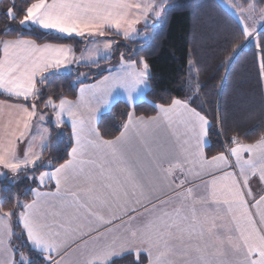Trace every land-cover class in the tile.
Masks as SVG:
<instances>
[{
    "label": "snow or ice",
    "instance_id": "snow-or-ice-1",
    "mask_svg": "<svg viewBox=\"0 0 264 264\" xmlns=\"http://www.w3.org/2000/svg\"><path fill=\"white\" fill-rule=\"evenodd\" d=\"M236 8L243 36L250 39L255 28L244 21L243 7ZM160 11L154 0H28L22 16L12 0L7 9L8 19H18L21 30L35 26L45 33L90 38L94 45L87 57L77 59L64 44L21 36L0 39V94L6 97L0 100V114L6 109L16 116L0 126V169L7 170L0 171V179H7L10 172L12 183L24 174L37 184L27 190L31 202L17 200L16 209L38 264H66V249L77 241L87 255L74 264H109L113 256L126 251L136 253L137 264H144L141 253L146 254L147 264H264V196L251 205L257 209V223L244 192L249 187L248 173H258L264 182V137L245 144L234 136L224 151L208 159L204 148L209 120L189 99L177 98L156 105V116L147 121L141 117L138 122L145 125L144 135L155 137L148 126L157 125L166 128L177 144L182 139L178 152L156 154L142 140L149 163L133 162V143L128 137L133 113L120 136L114 140L100 137L95 114L108 107L118 89L127 93L129 104L134 103L133 93L146 87L151 78L145 60L126 61L121 53L120 67L103 70L108 75L102 79L85 84L87 74L78 77L81 87L75 101L59 98L56 103L52 97L45 101V109L51 108L55 115L56 128L65 124V117L71 124L73 143L59 167H52L58 161L45 165L42 160L52 138L42 124L47 117L35 103L29 109L26 104L8 102L42 98L38 85L51 74L73 71L72 64L79 66L87 60L86 66H98L94 57L110 53L114 43L95 38L115 30L128 40L138 34L135 26L141 20L159 17ZM257 47L264 54V44L258 42ZM21 144L25 145L22 155ZM41 166L45 170L39 176L30 174ZM52 182L55 191H41ZM247 196L252 197L250 190ZM16 215L5 211L0 219V251L7 257L0 264H33L23 252L16 259V250L10 247L13 232L7 221Z\"/></svg>",
    "mask_w": 264,
    "mask_h": 264
},
{
    "label": "trees",
    "instance_id": "trees-1",
    "mask_svg": "<svg viewBox=\"0 0 264 264\" xmlns=\"http://www.w3.org/2000/svg\"><path fill=\"white\" fill-rule=\"evenodd\" d=\"M258 7H264V0H254ZM28 0H15L18 15L22 16ZM246 6L248 0H241ZM12 0H0V39H36L39 43L64 44L79 53L85 44L80 37H67L56 33H45L36 28H24L17 21H10L6 15ZM6 33V34H5ZM114 42L111 57L98 61L91 67H81L69 74H51L42 85H38L43 97L30 101L8 102L35 103L42 108L52 97L75 100L81 86L78 77L84 73V83L94 82L112 66L125 60H145L149 65L151 78L144 100L129 107L123 101L115 102L97 121V131L104 140H113L131 112L136 117L155 116L156 105H167L172 98L189 99L191 106L200 111L210 122L204 155L211 158L224 151V146L235 136L241 143H255L264 136V54L257 43L264 44V28L247 42L238 21L226 11L218 0H168L158 23L151 28L146 41L125 40L107 33ZM190 65V66H189ZM6 97L0 94V100ZM51 111V109H46ZM51 140L42 156L46 165L49 160L58 161L52 167H59L68 158L73 143L71 129L64 124L56 128L47 123ZM43 166L30 174L38 176ZM12 177V176H11ZM0 180V211H14L16 202L28 203L35 182L22 174L12 183V178ZM27 192V194H26ZM13 222V243H23L22 251L38 264L39 257L30 253L15 220ZM143 261V260H142ZM111 264H137V259L125 257Z\"/></svg>",
    "mask_w": 264,
    "mask_h": 264
},
{
    "label": "crops",
    "instance_id": "crops-1",
    "mask_svg": "<svg viewBox=\"0 0 264 264\" xmlns=\"http://www.w3.org/2000/svg\"><path fill=\"white\" fill-rule=\"evenodd\" d=\"M168 1V0H167ZM235 3H233V7L234 9H237V11L239 12L240 9L236 8V5H241L243 7V19L244 21L247 23V26L251 29V28H255V32H253V35L250 39H247L246 41L247 42H251L253 41L255 35L264 28V19H262L261 17L259 19H257V21H254V19L256 17H253L254 15H258V14H262V12H264V7H258L255 3L254 0H248V3L246 6L242 5V2L241 0H235ZM250 3H254L255 7L254 8H249L248 5ZM167 4V3H166ZM222 6V5H221ZM165 7V6H164ZM163 7V8H164ZM223 7V6H222ZM224 8V7H223ZM225 9V8H224ZM163 10V9H162ZM161 10V12H162ZM226 10V9H225ZM227 11V10H226ZM161 14V13H160ZM160 17V15H159ZM234 17V16H233ZM235 18V17H234ZM236 19V18H235ZM252 19V21H251ZM237 20V19H236ZM152 21V18H151V15L149 16V18L147 19L146 23L147 25H151L149 22ZM238 23L240 24L241 28H242V31H243V24L241 22H239V20H237ZM144 22V20H141V22L139 24H137L135 27L138 28L140 26V24H142ZM156 23V22H155ZM157 24L153 25V26H150L151 28L155 27ZM35 27V26H33ZM151 28L147 29V31L145 30V34L147 37H143L142 39H139L137 38L136 40L134 39V41H146L148 39V36L151 32ZM43 31V30H42ZM114 34H115V30H111ZM51 33H55V32H51ZM58 34V33H56ZM61 35V34H60ZM107 35V33H106ZM138 35V34H137ZM119 37H121L122 39L123 36L121 35H117ZM104 38V37H103ZM103 38L101 37H97L95 38L97 41H100V40H103ZM105 38H107L108 40H110L107 36H105ZM23 39H28V38H23ZM85 42L84 46H83V49L79 52V53H75L73 51L72 55H74L77 59H79L81 56H85L87 57L88 55V50L89 49H92L93 48V44L91 42H89V39L90 38H82ZM128 40H132V39H128ZM112 41V40H111ZM114 43V42H113ZM68 46V45H66ZM70 48H72L71 46H68ZM95 60L100 61V58H98L97 56L94 57ZM121 62V61H120ZM120 62L115 65V66H112L110 67L109 69H117L119 66H120ZM87 60L81 62V64L79 66H77L76 64H72L71 65V68L73 69V71L71 72H67V71H61L60 73H54V74H69V73H73L75 72L78 68H81V67H87ZM94 65V64H93ZM83 74V73H82ZM108 74V72H107ZM97 81V80H96ZM94 81V82H96ZM94 82H90V83H94ZM88 83V84H90ZM81 87V86H80ZM79 87V88H80ZM79 88H78V93H77V96L79 95ZM146 91V90H145ZM145 91L143 92V94L145 93ZM77 99V97H76ZM75 99V100H76ZM31 100V99H30ZM28 100V101H30ZM75 100H72V101H75ZM20 101H23V99H21ZM117 102V101H116ZM9 103H16V102H9ZM21 103V102H19ZM59 103V102H57ZM22 104H26V103H22ZM114 104V103H113ZM27 107H29V109H31V104H29V106L26 104ZM111 107V106H110ZM109 110V109H108ZM107 110V111H108ZM52 111V110H51ZM157 115V112L155 114V116ZM153 117V116H152ZM16 116L15 114H12V115H9L7 110L5 109L4 112L2 114H0V126H2L3 124L7 123L9 120H15ZM139 118L141 117H136L133 115V121H134V126H130L129 129H128V137L132 140V143H133V149L137 146H139L140 144H143L142 143V140H147L148 142V147L154 151V153H160L161 151L163 150H171L172 152H178L180 150V145L183 144V140L181 139L180 143L177 144L176 140L174 137H171L170 133L168 132V130L166 128H163V127H160V126H157V125H151V126H148L149 127V131H154L155 132V137H150V136H147V135H144L145 133V125H141L139 124L138 120ZM145 121H147L148 118H145ZM96 120L98 121V118H96ZM65 124L71 129V124L70 122L67 120V118L65 117ZM49 121H45V122H42L43 124V127L44 128H47L48 130V127H47V123ZM51 123V122H49ZM129 123V114L127 116V119L126 121L124 122L123 126H122V129H121V132H124L125 129H124V125ZM52 124V123H51ZM53 125V124H52ZM97 126V124H96ZM37 129L34 127L32 129V132L33 133H36ZM179 132H182L183 129L180 128L178 129ZM49 132V130H48ZM72 132V130H71ZM120 132V134H121ZM120 134L118 136H120ZM117 136V137H118ZM264 137V136H263ZM104 140V139H103ZM114 140V139H113ZM37 143H39V141H37ZM163 145V147H162ZM207 145V137H206V144H205V147ZM25 147L24 144H21L20 145V149H21V152L20 154L22 155L23 154V148ZM184 147H187V145H184ZM38 150V149H37ZM218 155V154H217ZM210 159V158H208ZM245 159H247V153H245ZM232 164H234V160L231 161ZM144 166H147V164H143ZM234 169L233 168H225V171H233ZM40 175V174H39ZM38 175V176H39ZM12 176V175H11ZM248 176H249V187L248 189H244V192H245V195H246V200L249 204V210L253 213L254 215V219L257 221H259V217L258 216H255V213L257 211V209L255 208H252L251 205L254 204L256 202V200H259V198L261 196H264V182H262L259 178V174L257 173L256 175H253L252 173H248ZM10 177V176H8ZM241 184H242V179L239 181ZM37 186V184L35 185ZM55 191V185H54V182H52L51 184L49 183L47 185V187L41 189V191ZM251 191L252 192V197H254L255 199H253L252 197H248L247 196V192L248 191ZM31 200H32V196H31ZM30 200V202H31ZM28 202V203H30ZM261 208H264V205H261ZM2 213L3 211H0V219H2ZM15 220L17 222L18 225L19 222L18 220L16 219L15 217ZM9 227L11 228L12 232H13V235L11 237V240H10V247L12 248V240H13V237H14V231H13V222L11 220V218L8 219L7 221ZM20 229H21V234L24 238V240L26 241V245H28V242H27V237L26 235L24 234V231H23V228L22 226L20 225L19 226ZM79 241H77L78 243ZM9 242L6 241V244H8ZM74 244H71L68 248L70 247H73ZM29 248V247H28ZM67 248V249H68ZM87 255V250L86 249H82L81 251H79L78 253H74L73 255H71L70 257L66 258V264H74V262H77V261H82L85 256ZM133 257L135 259H137L136 257V253L134 251L132 252H123L117 256H113L111 258V260L109 261V264L113 263L115 260H119L121 258H125V257ZM15 258H16V253H15ZM4 259H7V257L5 255H3L2 252H0V261H3ZM140 260H143L144 264H147V258H146V254L144 253H141L140 254Z\"/></svg>",
    "mask_w": 264,
    "mask_h": 264
},
{
    "label": "rangeland",
    "instance_id": "rangeland-1",
    "mask_svg": "<svg viewBox=\"0 0 264 264\" xmlns=\"http://www.w3.org/2000/svg\"><path fill=\"white\" fill-rule=\"evenodd\" d=\"M154 2L155 3H159L160 4V10H162L163 9V7L166 5V3H167V0H154ZM218 2L232 15V16H234L237 20H239V22H240V19H239V17L236 15V14H234V13H238V11H237V9H234V7H233V3L234 4H236L235 3V0H218ZM160 13H161V11H160ZM262 16V14H258L257 16L256 15H254L253 17H256L255 19H254V21H257V19H259L260 17ZM151 18H152V21H150L149 23L151 24V25H147V24H145L146 22L144 21L142 24H140V26L137 28L138 29V35H134L132 38H130V39H132V40H136L137 38H139V39H142L143 37H147L146 36V34H145V30L147 31V29H149V28H151L150 26H153V25H155V24H157L158 23V20H159V17H156L155 15H151ZM251 21H252V19H251ZM156 22V23H155ZM25 28H30V27H28V26H25ZM108 38H109V36H108V34L106 35ZM103 40H108L107 38H103ZM100 48H101V50H103V44H100ZM98 58H100V60H106V59H109L110 57H111V52L110 53H104L102 56H97ZM121 63V62H120ZM190 66V65H189ZM120 67V66H119ZM118 67V68H119ZM117 68V69H118ZM84 74V73H83ZM82 75V74H81ZM80 75V76H81ZM106 75H108V74H106ZM79 76V77H80ZM103 78V77H102ZM102 78H100V79H102ZM99 80V79H98ZM148 89V85L145 87V86H141L140 88H138L134 93H133V97H134V103H131V104H129L128 103V100H127V93H125L123 90H121V89H118L117 91H116V93H114V96H113V98L111 99V103L108 105V107H105V108H101L100 109V111L99 112H97L95 115H96V118H98L99 119V117L102 115V114H104L105 112H107V110L110 108V106H112L113 105V103H115L116 101H123V102H125L129 107H132L133 105H135V104H137L138 102H140V101H142V100H144V94H143V92L145 91V90H147ZM32 104L33 103H31V106H32ZM48 109H51V108H48ZM37 110H38V112L39 113H43V115L45 116V117H47V120L46 121H49V122H51L53 125H54V121H55V115H54V113H53V111H46V109H45V107H44V105L42 106V108H38L37 107ZM52 110V109H51ZM131 113V112H130ZM45 122V121H44ZM96 124H97V120H96ZM152 151V150H151ZM153 153H154V151H152ZM156 154H158V153H156ZM149 157L147 156V154H146V149H145V147L143 146V144H140L139 146H137V147H135L134 149H133V153H132V160H133V162H138L139 164H148L149 163ZM0 171H7V170H3V169H0ZM11 173L9 172L8 174H7V177L8 176H10L11 177ZM12 178V180L14 179L13 178V176L11 177ZM15 179H17V178H15ZM0 180H2V179H0ZM51 184V183H50ZM35 185H36V183H35ZM35 187H37V186H35ZM34 187V188H35ZM21 204H26V203H21ZM12 212H17V215L15 216L16 217V219L18 220V210L17 209H15L14 211H12ZM20 226V225H19ZM15 237L17 238V240H18V242L17 243H13L12 242V248L13 249H15L16 250V259H19V255H20V253L21 252H23L22 251V248H23V243L21 242V236H20V234L19 233H17L16 235H15ZM14 240V239H13ZM25 241V240H24ZM26 242V241H25ZM79 244V242L78 243H76V244H74V246L73 247H70V248H68V249H66V253H67V255H66V258H68V257H70L71 255H73L74 253H78L79 251H81L82 249H83V247L82 246H80V247H78L77 245ZM0 252H2V251H0ZM3 253V252H2ZM25 255H27L25 252H23Z\"/></svg>",
    "mask_w": 264,
    "mask_h": 264
},
{
    "label": "built area",
    "instance_id": "built-area-1",
    "mask_svg": "<svg viewBox=\"0 0 264 264\" xmlns=\"http://www.w3.org/2000/svg\"><path fill=\"white\" fill-rule=\"evenodd\" d=\"M226 147H228V146H224V149H225Z\"/></svg>",
    "mask_w": 264,
    "mask_h": 264
}]
</instances>
